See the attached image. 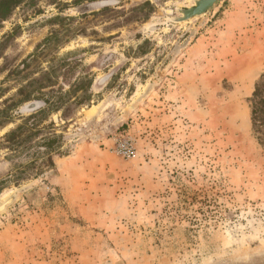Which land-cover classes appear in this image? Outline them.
I'll use <instances>...</instances> for the list:
<instances>
[{"label": "rangeland", "instance_id": "374dc122", "mask_svg": "<svg viewBox=\"0 0 264 264\" xmlns=\"http://www.w3.org/2000/svg\"><path fill=\"white\" fill-rule=\"evenodd\" d=\"M101 1L34 0L3 23L0 36L20 28L0 58L5 97L65 103L44 122L62 137L54 169L35 176L34 150H0V205L15 195L0 264H264V150L247 102L264 73V0L156 28L196 0ZM224 46L238 56L216 62ZM19 108L0 138L26 122Z\"/></svg>", "mask_w": 264, "mask_h": 264}, {"label": "trees", "instance_id": "16d2710c", "mask_svg": "<svg viewBox=\"0 0 264 264\" xmlns=\"http://www.w3.org/2000/svg\"><path fill=\"white\" fill-rule=\"evenodd\" d=\"M32 2L34 0H0V33L3 29V23L11 18L16 9L27 6L29 3L32 4ZM116 3L117 0H104L96 5L104 8L103 11H107L109 10L107 6L111 4L116 6ZM19 31V27H14L0 36V58L3 57L5 50L12 46L15 38L19 35ZM3 59V64L0 66V73L8 71L9 75L11 74V70H8L10 62L7 58ZM45 87L40 86L38 89ZM9 90L10 88L0 87V130L10 123L12 112L19 106L20 108L15 116L23 113L28 115V117L23 125H19L8 131L0 138V150L9 152L8 158H12L17 151L23 154L25 151L34 150L37 158L41 160L39 165L33 166L35 160L28 165L33 166L32 169L36 170L37 174L35 176L40 175L46 170L54 169L52 155L58 153L60 148L59 143L62 137L49 134L47 131L52 130V124L46 125L44 122L51 113L62 111V104L65 102L62 99H56L54 101L52 97H47L43 93L40 94L42 96L34 97L31 93L22 90H18L12 96L5 97ZM19 95H21V98L15 100V97ZM247 102L250 110L251 136L256 144L264 150V73L255 82L253 91ZM63 114L64 112L62 111V116ZM30 121L32 122L30 123ZM37 137H40L39 140L34 141Z\"/></svg>", "mask_w": 264, "mask_h": 264}, {"label": "water", "instance_id": "95a60500", "mask_svg": "<svg viewBox=\"0 0 264 264\" xmlns=\"http://www.w3.org/2000/svg\"><path fill=\"white\" fill-rule=\"evenodd\" d=\"M224 0H196L192 8L187 9H178L180 16L166 18L163 23L158 26H151L150 28L156 27H165V26H178L184 23H187L190 20L197 19L205 14L210 15L214 10L217 9L219 4ZM15 198V195L12 196V199L7 200L3 205H0V212H2L6 205Z\"/></svg>", "mask_w": 264, "mask_h": 264}, {"label": "crops", "instance_id": "0c3cea01", "mask_svg": "<svg viewBox=\"0 0 264 264\" xmlns=\"http://www.w3.org/2000/svg\"><path fill=\"white\" fill-rule=\"evenodd\" d=\"M196 48H195V55L196 54H198L199 53V55H202L203 53H204V51H205V48H204V46L202 45V47L201 46H199V45H196L195 46ZM224 55H229V60H231V61H233L234 59H236V56H238V54H236V52H235V50H234V48H231L230 46H227V47H222V48H220L219 50H217L215 53H214V56L213 57H215L216 58V62H219L222 58H225L224 57ZM188 61H190L189 59H184V63L181 65L182 67H187L188 66ZM231 64H233V62H231ZM244 65H246L245 63H243V66ZM255 68V66L254 65H252V68ZM251 68V69H252ZM253 68V69H254ZM240 75H243L244 76V78H243V80H245V81H249V77L247 78V76L249 75V74H240Z\"/></svg>", "mask_w": 264, "mask_h": 264}, {"label": "built area", "instance_id": "2783aa9c", "mask_svg": "<svg viewBox=\"0 0 264 264\" xmlns=\"http://www.w3.org/2000/svg\"><path fill=\"white\" fill-rule=\"evenodd\" d=\"M118 151L124 158H130L133 155L132 144L127 142L123 145H119Z\"/></svg>", "mask_w": 264, "mask_h": 264}]
</instances>
